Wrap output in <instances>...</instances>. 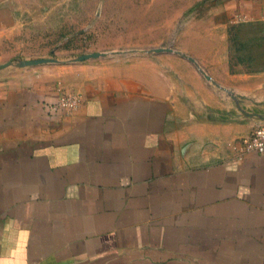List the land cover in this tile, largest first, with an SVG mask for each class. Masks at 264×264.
Returning <instances> with one entry per match:
<instances>
[{
	"label": "crops",
	"instance_id": "crops-1",
	"mask_svg": "<svg viewBox=\"0 0 264 264\" xmlns=\"http://www.w3.org/2000/svg\"><path fill=\"white\" fill-rule=\"evenodd\" d=\"M199 1L264 21V0ZM227 61L254 109L185 63L179 83L155 65L97 77L70 110L49 85L0 83V264H264V154L237 149L264 124V67Z\"/></svg>",
	"mask_w": 264,
	"mask_h": 264
},
{
	"label": "rangeland",
	"instance_id": "rangeland-1",
	"mask_svg": "<svg viewBox=\"0 0 264 264\" xmlns=\"http://www.w3.org/2000/svg\"><path fill=\"white\" fill-rule=\"evenodd\" d=\"M11 4L13 24L0 25V83L49 85L58 90V100L66 94L80 98L82 86L97 77L142 74L147 65L157 66L163 78L179 83L181 71L190 77L182 67L185 63L214 88L216 96H225L238 109L245 106V99L233 86L231 74L223 70V62L230 61L232 71L264 67V21L232 22L202 1L192 5V0H13ZM207 64L214 66V72L207 71ZM224 82L233 88L223 87ZM248 102L245 107L254 109Z\"/></svg>",
	"mask_w": 264,
	"mask_h": 264
},
{
	"label": "built area",
	"instance_id": "built-area-1",
	"mask_svg": "<svg viewBox=\"0 0 264 264\" xmlns=\"http://www.w3.org/2000/svg\"><path fill=\"white\" fill-rule=\"evenodd\" d=\"M80 98L73 94H66L58 102L49 104L50 110L64 108L66 110L75 109L79 104ZM237 149L240 152L254 151L259 154H264V124L256 127L247 135L238 139Z\"/></svg>",
	"mask_w": 264,
	"mask_h": 264
},
{
	"label": "water",
	"instance_id": "water-1",
	"mask_svg": "<svg viewBox=\"0 0 264 264\" xmlns=\"http://www.w3.org/2000/svg\"><path fill=\"white\" fill-rule=\"evenodd\" d=\"M157 51H159V52H160V51H163V49L159 48V49H157Z\"/></svg>",
	"mask_w": 264,
	"mask_h": 264
}]
</instances>
